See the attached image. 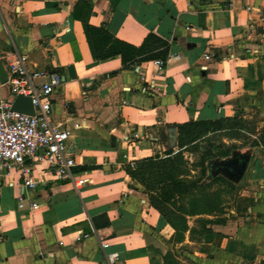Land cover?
<instances>
[{"label":"crops","instance_id":"obj_1","mask_svg":"<svg viewBox=\"0 0 264 264\" xmlns=\"http://www.w3.org/2000/svg\"><path fill=\"white\" fill-rule=\"evenodd\" d=\"M250 24L264 32V0H0V57L64 80L53 122L71 130L77 181L29 191L21 209L22 179L0 172V264H264V42ZM192 123L255 141L228 160L244 157L240 180L223 162L207 192L181 195L187 210L164 213L127 167L162 159ZM221 181L239 188L230 209Z\"/></svg>","mask_w":264,"mask_h":264},{"label":"built area","instance_id":"obj_2","mask_svg":"<svg viewBox=\"0 0 264 264\" xmlns=\"http://www.w3.org/2000/svg\"><path fill=\"white\" fill-rule=\"evenodd\" d=\"M247 10L251 12L252 8ZM248 33H256L258 42H264V32L257 33L255 24H250ZM251 52L258 54L259 50ZM0 61L6 68L4 84L12 96L11 100H0V172L7 176L17 173L22 179L25 193L19 198V203L24 209L29 191L52 182L77 186L76 162L68 146L71 130L64 124L53 122V96L64 80L56 70L31 66L26 55L5 54ZM155 64L160 70L166 66L164 61H156ZM18 97L32 101L34 115L13 110ZM79 128V124L74 125V129ZM38 206L37 203L30 204L31 210ZM80 235L82 239L89 238L88 235ZM116 260L117 256H108L107 264Z\"/></svg>","mask_w":264,"mask_h":264},{"label":"rangeland","instance_id":"obj_3","mask_svg":"<svg viewBox=\"0 0 264 264\" xmlns=\"http://www.w3.org/2000/svg\"><path fill=\"white\" fill-rule=\"evenodd\" d=\"M227 134L222 132L210 136L204 133V136L193 144L170 149L162 159L161 156H157L155 157L157 160L145 164L143 173L138 175L136 181L146 190L152 204L159 211L173 213L177 209L187 210L192 204L190 200L194 198H182L181 195L187 192L185 190L197 186V189L207 192L208 183L205 180L208 174L219 176L226 174L220 170L221 164L233 159L235 153L250 149L252 142L255 141V137L249 134L236 131ZM213 188L218 189L221 196L220 204L224 208L230 209L234 206L239 188L231 190L224 181L217 182Z\"/></svg>","mask_w":264,"mask_h":264},{"label":"trees","instance_id":"obj_4","mask_svg":"<svg viewBox=\"0 0 264 264\" xmlns=\"http://www.w3.org/2000/svg\"><path fill=\"white\" fill-rule=\"evenodd\" d=\"M125 49L130 51L135 50V48L130 47L128 45H124ZM166 52L163 53L165 56ZM147 59V58H144ZM211 124L208 123H192V124H186L179 127V147H184L186 145L193 144L197 140H199L202 136H204V133H208L211 131ZM145 162L136 164L134 167H127L128 173L133 177L135 180L138 179V175L140 173H143ZM192 188V187H191ZM191 188L186 189L185 191L191 190Z\"/></svg>","mask_w":264,"mask_h":264},{"label":"water","instance_id":"obj_5","mask_svg":"<svg viewBox=\"0 0 264 264\" xmlns=\"http://www.w3.org/2000/svg\"><path fill=\"white\" fill-rule=\"evenodd\" d=\"M13 110L27 115H34L32 101L25 97H18L14 101ZM243 161L244 157L238 155L235 157L234 161L225 162L223 164V168L230 172L234 179L240 180L244 172V165L242 164Z\"/></svg>","mask_w":264,"mask_h":264}]
</instances>
